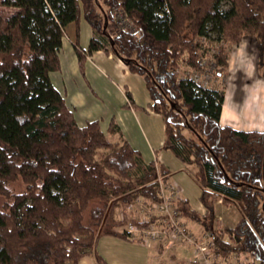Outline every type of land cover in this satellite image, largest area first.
Returning a JSON list of instances; mask_svg holds the SVG:
<instances>
[{
	"label": "trees",
	"instance_id": "trees-1",
	"mask_svg": "<svg viewBox=\"0 0 264 264\" xmlns=\"http://www.w3.org/2000/svg\"><path fill=\"white\" fill-rule=\"evenodd\" d=\"M226 1L0 0L18 8L0 13V264H80L84 255L108 264L97 248L102 235L141 241L121 227L155 219L117 218V209L159 203V176L170 180L163 162L146 160L127 139L109 140L99 119L80 126L53 82L66 27L75 21L79 35L83 18L94 35L87 48L74 42L81 69L104 49L144 76L150 108L166 123L162 148L195 168L205 210L184 196L183 216L210 232L222 257L254 252L264 264V132L223 125L224 92L177 71L181 62L203 71L201 37L216 33L225 42L216 54L221 77L228 46L252 34L264 75V0ZM120 9L136 33L118 29ZM220 200L237 207L233 225L222 223Z\"/></svg>",
	"mask_w": 264,
	"mask_h": 264
},
{
	"label": "crops",
	"instance_id": "crops-1",
	"mask_svg": "<svg viewBox=\"0 0 264 264\" xmlns=\"http://www.w3.org/2000/svg\"><path fill=\"white\" fill-rule=\"evenodd\" d=\"M66 33L60 51L61 69L51 72V77L75 110L77 123L84 126L89 120L99 119L109 140L120 142L127 139L142 151L146 160L157 159L163 162L170 170V180L176 182L181 194L189 198L194 206L197 203L194 199L200 196L201 186L193 179L194 172L184 168L185 163L176 156L178 160H175L169 154L171 151L162 148L166 137V123L161 113L150 108L152 98L144 76L132 72L121 57L104 49L94 50L86 56L83 71L73 42L78 38L80 44L87 48L94 31L83 18L79 35L75 21L67 25ZM229 56L230 63L231 53ZM223 92L225 97L226 89ZM228 111L224 99L220 118L223 125L245 130L264 129L235 126L228 116ZM113 120L116 122V129L112 131L110 125ZM194 207L205 210L201 201ZM185 221L195 233L201 234L205 231L195 220L185 218ZM97 248L108 264H194L193 253L190 258L185 256V244L148 245L143 240H126L116 235L104 234L99 238ZM80 264L97 262L92 255H84Z\"/></svg>",
	"mask_w": 264,
	"mask_h": 264
},
{
	"label": "built area",
	"instance_id": "built-area-1",
	"mask_svg": "<svg viewBox=\"0 0 264 264\" xmlns=\"http://www.w3.org/2000/svg\"><path fill=\"white\" fill-rule=\"evenodd\" d=\"M114 16L119 23L118 29L131 33L137 32V25L127 11L120 9L115 12ZM114 35L115 32L111 31V38ZM217 36L216 33H211L209 37L207 35L201 37L204 43L201 53L209 50L214 40V42L219 43V46L225 43L222 39H218ZM210 51L214 52L212 56L204 53L199 58L198 62L204 67L203 71L187 66L183 70L185 75L190 76V78L204 87H212L210 85L211 81L219 80L221 77L225 78L224 75L219 78V75L217 76L215 74V70L219 68L218 60L216 59V54L219 50L214 48ZM181 70L179 68L177 71L182 74ZM159 181L162 200L159 203L151 205V208L149 207L150 205H146L145 207L148 208L149 215L141 218L142 220H147L150 217H155L154 221L144 228H140L137 224L129 222L125 229L131 235L139 234L143 242L148 245L161 243L167 246L188 243L192 246V263L194 262V264H262L254 252H237L228 258L222 257L221 254L215 251V243L210 232L204 231L198 234L192 231L187 225L180 207V200L184 196L181 194V190L176 182L172 180L164 182L161 176H159ZM243 258L247 261L242 262Z\"/></svg>",
	"mask_w": 264,
	"mask_h": 264
},
{
	"label": "rangeland",
	"instance_id": "rangeland-1",
	"mask_svg": "<svg viewBox=\"0 0 264 264\" xmlns=\"http://www.w3.org/2000/svg\"><path fill=\"white\" fill-rule=\"evenodd\" d=\"M228 2L224 0L223 7H228ZM18 8L8 4L0 5V13L4 16L11 15ZM215 41V40H214ZM212 41L213 45L204 53L212 56L214 48L221 49L219 43ZM230 56L228 54V63L226 66V74L224 77H219V80L211 81L210 85L220 91L226 89L225 105L229 109L228 116L232 124L242 128H264V75L263 68L259 64V52L257 47V37L252 34L244 36L239 44L228 46ZM210 51V52H208ZM202 53V54H204ZM185 58V57H184ZM186 65L181 62V71L184 74ZM228 82V83H227ZM172 158L176 159L173 153H169ZM186 170H195L193 166L184 165ZM192 178V177H191ZM194 179V177H193ZM198 204L199 198L194 199ZM195 203L194 206L198 204ZM144 205V206H143ZM147 204L143 200L133 204L132 206L122 209L121 207L116 211V217L121 218L123 212L127 218H142L149 215ZM149 206V205H147ZM151 208V206H149ZM218 212L222 214L221 221L224 225H233L236 219L240 218L239 211L235 205H227L220 201L218 203ZM126 225L122 226L125 228ZM132 238H140L139 234L132 235ZM157 244V243H155ZM161 244V243H159ZM187 246L185 249V256H192V246L188 243H178L177 245ZM154 245V244H152ZM189 248V249H188ZM246 262L243 258L242 262ZM194 263V262H193Z\"/></svg>",
	"mask_w": 264,
	"mask_h": 264
},
{
	"label": "clouds",
	"instance_id": "clouds-1",
	"mask_svg": "<svg viewBox=\"0 0 264 264\" xmlns=\"http://www.w3.org/2000/svg\"><path fill=\"white\" fill-rule=\"evenodd\" d=\"M261 131L264 132V129H262Z\"/></svg>",
	"mask_w": 264,
	"mask_h": 264
}]
</instances>
